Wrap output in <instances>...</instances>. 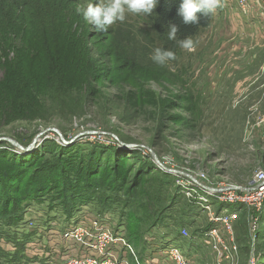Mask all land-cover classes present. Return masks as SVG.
<instances>
[{"label":"rangeland","instance_id":"374dc122","mask_svg":"<svg viewBox=\"0 0 264 264\" xmlns=\"http://www.w3.org/2000/svg\"><path fill=\"white\" fill-rule=\"evenodd\" d=\"M88 2L23 0L25 9L42 20L41 25L33 29L47 30L46 19L51 15L59 18L58 25L62 28L65 16H73L75 21L82 18L91 38V57L96 61L99 79L91 87V92L96 90L99 99L86 105L77 117L61 115L66 108L46 103L43 107L48 116L45 121L0 126V139H10L21 147H28L37 140L36 146L25 152L0 141V153L7 156L3 160L5 164L2 163L4 169L0 164V174L7 170V165L10 166L8 158L19 161L35 152L41 155L44 143L54 142L60 147L61 154L64 153L65 171L71 177H75L85 164L92 166L103 157L105 162H111L106 155L102 156L104 149L100 148L112 147L119 156L128 155L122 158L121 165L122 169L129 171V177L135 175L139 160L153 162L159 171L169 175L173 182L166 189L169 197L175 189L174 174L160 169L152 154L162 167L171 172L204 173L208 180L205 185L213 188L222 185L248 187L254 174L264 171V15L263 18L249 19V15L246 17L239 13L234 0L230 4L226 2L224 8L218 6L212 12L210 25L192 37L196 42L195 50L189 52L180 47L162 46L153 37L142 15L129 13L123 23L117 22L108 26L106 32H99L77 11L86 7ZM70 8L77 12L76 15H71ZM45 47L43 44L35 46L32 58L34 66H40L42 70L49 69ZM156 47L172 50L176 59L165 66L155 64L150 57ZM124 55H130L127 65L131 71L127 73L120 68L123 65L120 57ZM115 56L120 62H115ZM109 69H112L111 74L106 72ZM150 97L156 99V105L147 101ZM138 99L137 103L129 102ZM49 129L56 130L58 134L44 133ZM121 142L133 148L124 149ZM130 151H138V154ZM55 157L48 153L42 161H57ZM97 174L102 181L110 176V173ZM43 197L29 204L24 211L23 222L18 226L9 227L0 222V250L13 255L18 248L16 244L24 242L26 245L21 250L27 260L22 264H62L68 253L74 250L70 240H62L63 234H69L70 227L77 224L82 227L88 225L90 219L100 215L96 207L87 205L67 223L60 208L53 204V198ZM174 198L180 204L172 208L174 213L162 220L160 226L149 231L148 241L165 240L179 247L174 235L186 229L188 237L184 239L194 238L192 249L187 246L179 248L194 256L195 264H216L213 262L216 253L201 240L202 232L212 228L207 218L197 210L196 218H192V213L188 219H183L184 203L178 195ZM18 199L15 198V205ZM28 203L25 201L20 205ZM251 212L241 209L237 220L231 222L233 242L229 241V233L223 225L216 226L222 241L237 247L233 264H252L253 261L256 264L253 252L264 255V240L253 247L257 237L254 233L253 239L249 225V216L256 217L261 211ZM244 214L248 217L244 218ZM122 215L116 205L100 218L103 219L102 224L113 232L121 231L128 242L124 232L127 218ZM243 224L249 244H252L248 248L252 253L245 257L235 238L243 236ZM171 229L174 230L173 236L164 239ZM197 233L202 236L198 237ZM15 238L16 244L12 241ZM143 240L139 248L130 245L138 264H144V256L139 253ZM242 241L246 243L243 237ZM127 258L129 264H135L129 254ZM2 263L6 264L4 259Z\"/></svg>","mask_w":264,"mask_h":264},{"label":"trees","instance_id":"16d2710c","mask_svg":"<svg viewBox=\"0 0 264 264\" xmlns=\"http://www.w3.org/2000/svg\"><path fill=\"white\" fill-rule=\"evenodd\" d=\"M24 6L23 0H0V126L45 121L48 117L43 109L46 103L59 104L66 108V112L61 115L80 116L78 114L86 105L99 99L96 90L91 92V87L93 88L99 79L95 70L96 61L91 57V38L88 37L85 23L80 17L75 21L73 16H65L62 28L58 25L59 18L51 15L46 19L47 30L40 31L33 28L41 25V18L33 16L31 10H26ZM178 7L179 0H158L154 9L155 15L147 18L142 15L153 37L164 47L179 48L176 41L167 38V24L177 25L178 38H183L187 35L195 37L201 29L207 28L211 23L212 13L201 17L197 25H185L177 14ZM69 12L71 15L77 13L72 8ZM38 44L46 46L45 61L49 65L48 70L34 66L32 60L35 54L34 47ZM120 60L122 61H118V57L115 56V62L123 63L120 67L122 71L126 73L131 71L127 65L130 62V55H124ZM109 70L106 72L111 74L112 69ZM147 101L153 105L157 104L154 97ZM129 102L137 103L139 99ZM100 149H104L102 156L106 155L111 162H105L103 157L92 166L85 164L75 177H71L65 171L64 153L61 154L60 147L54 142H45L44 153L41 155L35 152L21 157L19 161L8 158L10 166L7 165L5 168L7 170L0 174V222L9 227L18 226L23 222V214L29 204L36 203L39 201L36 199L43 196L53 198V204L60 208L67 223L76 212L87 205L96 207L97 214L100 215L108 213L117 205L123 212L122 216L127 218L124 223L126 239L130 245H136L138 248L144 239L142 249L139 251L140 254H144L147 250L146 238L149 237V231L160 226L162 220L168 219L169 214L173 212L172 208L178 205L179 202L175 201L174 196L178 195L184 203V209L186 208L182 215L183 219H188L192 213V218H196L197 210L187 204L176 188L170 197L167 196L166 189L167 186L173 185L172 179L159 171L153 162L143 163L138 159L139 167L135 175L129 177V171L122 169L121 165L122 158L128 155L119 156L112 147ZM130 152L138 154V151ZM48 153L53 157L60 155L61 157L59 159L55 157L57 161H42ZM0 154L2 164L7 156ZM4 164L1 165L3 169ZM37 164L39 165L35 167ZM32 168L34 169L30 172ZM98 172L110 173V176L106 181H102ZM17 197L19 199L15 205ZM25 201L29 202L28 205H20ZM245 214L244 218L248 217ZM257 217L258 229L255 233L257 240L253 247L264 240V204ZM244 226L243 224L242 228L245 231ZM173 232L171 229L164 238L172 237ZM198 234L200 233H197L200 237ZM174 236L179 247L187 246L192 249L194 238L186 240L180 236V231ZM242 237L246 243L242 241ZM242 237L236 236V240L245 257L252 253L248 252L252 244H249L246 231ZM12 241L16 244L17 239ZM17 244L18 248L13 255L4 254L0 250V264H3V259L6 264H22V261L27 260L21 250L26 244L24 242ZM253 254L256 257V264H264V255H259L256 251Z\"/></svg>","mask_w":264,"mask_h":264},{"label":"built area","instance_id":"2783aa9c","mask_svg":"<svg viewBox=\"0 0 264 264\" xmlns=\"http://www.w3.org/2000/svg\"><path fill=\"white\" fill-rule=\"evenodd\" d=\"M239 13L243 16L249 14L255 3L264 15V0H234ZM174 187L178 194L187 204L200 211L212 226L201 237L202 242L211 247L215 254L216 264H233L236 257L237 247L226 245L216 231V226L223 225L231 236V222L237 220L239 210L247 213L254 210L259 213L264 204V171L256 172L248 187L215 186L205 185L207 177L204 173L193 175L176 173ZM230 209H233L230 211ZM252 213V212H251ZM101 215L88 221V225L82 227L76 225L70 227L69 234L64 235L62 240H70L73 249L68 253L62 264H129L127 254L132 257L135 264V254L130 244L124 239L121 231L113 232L102 224ZM250 230L254 233L258 229V217L249 216ZM214 226V227H213ZM250 232V233H251ZM182 238L188 237L186 229L180 231ZM151 238V237H150ZM190 238V237H189ZM167 239V238H164ZM147 242V250L144 254V264H195L194 256L181 250L179 247L168 244L165 240ZM70 250L69 248H66ZM77 252H74L76 251ZM212 251V250H211ZM254 264V261L253 263Z\"/></svg>","mask_w":264,"mask_h":264},{"label":"clouds","instance_id":"9594fccd","mask_svg":"<svg viewBox=\"0 0 264 264\" xmlns=\"http://www.w3.org/2000/svg\"><path fill=\"white\" fill-rule=\"evenodd\" d=\"M158 0H89L87 6L78 9L83 19L99 32H106L108 26L123 23L127 14L152 17ZM219 6V0H179L178 16L185 25H197L201 17H206ZM199 14V15H198ZM167 38L176 41L178 47L186 51L195 50V41L191 35L178 38V27L167 24ZM150 59L157 65L165 66L176 59V54L164 47H156Z\"/></svg>","mask_w":264,"mask_h":264},{"label":"water","instance_id":"95a60500","mask_svg":"<svg viewBox=\"0 0 264 264\" xmlns=\"http://www.w3.org/2000/svg\"><path fill=\"white\" fill-rule=\"evenodd\" d=\"M46 132H49V133H56V134H58L57 133V131L56 130H54V129H49V130H47V131H45L44 133H46ZM43 133V134H44ZM112 138H114V139H116V137L115 136H113ZM0 141H5V142H7V143H9L10 145H12V146H14V148H17L19 151H23V152H25V151H30V150H32L35 146H36V141H33V143H31V145L30 146H28V147H21V146H19L17 143H15L14 141H12V140H10V139H0ZM62 142H63V140H61ZM121 146H122V148H124V149H132L133 147L132 146H130V145H126V144H124V143H122L121 142ZM149 151V150H148ZM150 152V151H149ZM152 154V153H151ZM152 158H153V161H154V163L156 164V165H158L159 167H160V169H162L163 171H165L166 173H172V174H176L177 172H171V171H169V170H167V169H165L164 167H162L159 163H158V161L156 160V158H155V156L152 154Z\"/></svg>","mask_w":264,"mask_h":264},{"label":"crops","instance_id":"0c3cea01","mask_svg":"<svg viewBox=\"0 0 264 264\" xmlns=\"http://www.w3.org/2000/svg\"><path fill=\"white\" fill-rule=\"evenodd\" d=\"M232 0H219V7H223L224 8V5L225 3L226 4H230ZM221 10H224V9H221ZM249 15V16H248ZM247 16L249 17V19H254L256 17H262L263 18V15L262 13L260 12V10L258 9L257 5L255 3H253V6L252 8L250 9L249 11V14ZM246 16V17H247ZM255 20V19H254ZM236 238V237H235ZM237 242V240H236Z\"/></svg>","mask_w":264,"mask_h":264},{"label":"bare ground","instance_id":"6f19581e","mask_svg":"<svg viewBox=\"0 0 264 264\" xmlns=\"http://www.w3.org/2000/svg\"><path fill=\"white\" fill-rule=\"evenodd\" d=\"M232 210V209H231Z\"/></svg>","mask_w":264,"mask_h":264}]
</instances>
